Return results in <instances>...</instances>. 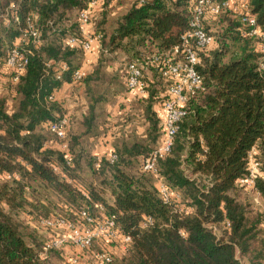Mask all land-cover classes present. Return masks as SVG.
I'll use <instances>...</instances> for the list:
<instances>
[{"label":"trees","instance_id":"1","mask_svg":"<svg viewBox=\"0 0 264 264\" xmlns=\"http://www.w3.org/2000/svg\"><path fill=\"white\" fill-rule=\"evenodd\" d=\"M88 2L0 0V71L12 49L30 52L26 72L17 83L11 77L16 100L11 112L6 98H0V264L64 263L61 250H49L40 258L48 240L39 234L40 229L46 231L39 226L40 220L55 214L74 220L81 209L101 217L98 207L114 217L120 231L132 240L127 252L112 256L109 264H264V213L242 199L245 192L254 201L258 197V203L264 202V69L260 70L261 54L250 44L256 39L245 36L240 15L227 10L204 22L216 44L199 52L197 69L204 89L189 99L171 152L157 163L156 177L142 169L141 174H132L123 166L129 160L148 157L160 143L161 119L153 108L165 99L169 83L160 65L151 63L158 53L179 45L190 30V0H150L142 5L134 0L118 19L108 44L103 32L95 33L103 52H132L129 63L143 65L146 84L147 97L138 101L147 123L146 140L131 146L123 141L122 149L112 152L117 156L113 164L108 156L97 161L91 149L78 148V157L72 153V141L79 147L81 139L99 136L96 110L109 100L93 95L98 87L95 70L77 82L83 85L88 100L78 122L67 116L61 103L49 100L63 84L73 83V75L80 69L83 51L69 45L68 39H82L77 16ZM11 3L15 5L9 13L11 24L5 27L2 16ZM248 7L264 31V0H248ZM224 16L228 25L212 34L208 25L223 22ZM28 18L40 32V44L26 34ZM235 46L239 49L233 50ZM139 47L148 53L139 52ZM62 64L66 70L61 69ZM125 88L128 90L126 84ZM65 116L69 119L70 165L64 152L50 146L48 139L49 134L57 141L49 125ZM253 148L262 172L255 192L236 183L247 173V157ZM80 158L86 160L96 180L99 174L105 178L98 184H80L84 169ZM5 175L11 179H4ZM157 179L180 199L165 203ZM39 189L51 190L60 203L48 195L40 198ZM107 191L110 200L105 197ZM179 206L192 211L175 213ZM146 217L153 224L141 229ZM101 249L108 247L101 245Z\"/></svg>","mask_w":264,"mask_h":264},{"label":"built area","instance_id":"2","mask_svg":"<svg viewBox=\"0 0 264 264\" xmlns=\"http://www.w3.org/2000/svg\"><path fill=\"white\" fill-rule=\"evenodd\" d=\"M150 0H138L142 5ZM243 1V6L238 2ZM102 0H89L87 7L80 11L77 16L82 39L70 38L69 45L79 46L83 52L92 51V40L85 38L84 29L92 26V19L96 7ZM15 7L12 4L3 15L4 21L10 23L9 13ZM243 7V8H241ZM231 10L240 15V21L246 27L245 36L254 38L257 41V50L261 54L260 70L264 69V31L257 23L255 16L250 14L248 0H190V12L192 15L190 30L181 37L179 45L170 50L158 53L152 59V64L160 65L162 76L168 81V88L165 92V99L161 103L163 111L162 119V137L159 145L143 159L142 171L154 176L157 175V163L161 158L167 156L173 147L174 138L179 130V123L186 115V108L189 99L197 95L203 88V80L198 72L201 64L199 52L208 50L212 47L214 41L204 29V22L208 17H217L221 12ZM12 15V14H11ZM13 20L19 22V18L13 15ZM26 34L30 36L36 44H40V32L34 21L27 19ZM93 39L99 43L100 36L93 34ZM29 51H21L14 48L9 53L4 68L12 72V81L17 83L20 77L26 72L28 65ZM62 70L67 66L62 64ZM143 65L138 63H129L126 66L125 84L128 90H139L144 92L146 84L143 80ZM86 77L82 70L75 71L73 75L74 82H80ZM54 100V96L49 98ZM69 126L68 117L60 118L49 125V131L58 141L60 150L64 152L67 164H71L72 154L69 151L66 141L67 130ZM97 161L100 158H96ZM111 164L115 163L117 156L111 153L108 156ZM262 176L261 163L257 158V152L253 148L247 157V173L237 180V185L246 190L255 192L256 180ZM4 179H11V176L5 175ZM157 190L162 200L171 204L172 200H179L180 196L173 193L168 186L157 179ZM86 196V195H85ZM88 199L89 197L86 196ZM258 203V197L255 198ZM101 217L92 216L87 210L81 209L74 220H67L59 214L51 215L48 218H42L39 226L53 235L44 244V253L40 255L43 258L49 250H62L66 244H70L78 252H88L97 243L100 245H118L122 253H126L130 244V236L123 234L114 217L107 216L103 207H98ZM190 207L179 206L175 213H190ZM153 224L151 218H144L140 224L141 229H146ZM109 244V245H108ZM92 257L96 264H109L113 257L109 250L101 249L95 252ZM69 264H80L78 256H71Z\"/></svg>","mask_w":264,"mask_h":264},{"label":"rangeland","instance_id":"3","mask_svg":"<svg viewBox=\"0 0 264 264\" xmlns=\"http://www.w3.org/2000/svg\"><path fill=\"white\" fill-rule=\"evenodd\" d=\"M134 0H102V2L99 5V9L94 12V16L92 19V32L96 33L97 31L103 32V34L106 36V44H108V38L110 37L112 31L115 29L117 21L121 16H123L126 11L131 6V3ZM7 9V8H6ZM5 14V12H4ZM3 14V15H4ZM10 18V16H9ZM228 17L224 16V21L222 22H214L211 23L209 26L210 31L212 34L216 35L220 33V27L223 25L226 27L228 25ZM74 20V19H73ZM3 26L8 27L11 24L5 22L2 18ZM257 41H252L251 47L254 48L257 47ZM214 45H216L214 43ZM213 45V46H214ZM212 46V47H213ZM211 47V48H212ZM239 46H235L233 50H238ZM107 50L108 46H107ZM139 52L146 51L148 53V50H144L143 47L138 48ZM82 53V52H81ZM132 52H122L120 50H116L115 52L102 51V44L99 43V51H98V60L95 66V74L96 78L98 79V87L94 88V96L95 98L103 97V98H109L107 102L104 104H100L96 110V114L98 113L99 116V122L98 125L100 126V129H98L96 132L99 133V139L101 140V143L105 142L106 139L112 140V150L111 152L115 151L117 153V147L122 149V142L124 141L128 146H131L133 142H145V138H143L144 131H145V124L144 121L140 118L143 112L139 103H123L120 105H117V108L119 109L117 115L108 116V111L105 109L106 105L116 96H122L126 93L125 88V71L126 66L128 65L129 61H131ZM81 66V59L78 62ZM98 70V72H97ZM94 72V71H93ZM97 72V74H96ZM12 73L9 72L4 67L0 71V98L4 97L7 100V111L11 112L16 104V100L14 99L13 95V89H15V84L11 81ZM81 87V86H80ZM83 87V86H82ZM117 92V93H116ZM114 93L115 96H114ZM145 93V92H144ZM85 98V96H84ZM142 99V98H141ZM140 99V100H141ZM137 100V99H136ZM77 101V100H75ZM88 102V100L85 98V102ZM138 101V100H137ZM86 102V104H87ZM77 103V102H75ZM73 105V104H72ZM69 110V109H68ZM65 110L66 113L69 111ZM86 111V110H85ZM84 111V112H85ZM141 115V116H140ZM68 117H71V115H68ZM80 116V113H79ZM109 117V119H108ZM108 121H105L106 119ZM105 122V123H104ZM126 129V130H125ZM124 135V136H123ZM113 138V139H112ZM48 139H50L49 145L54 146V148H60L57 141H55L49 134ZM72 145L74 146L72 148V153L74 154L73 157L79 155V149L78 148H84L85 150H90L92 147L97 145L99 143L97 138L89 139V138H83L81 139L80 146H78L77 142L72 141ZM109 144V142H106ZM92 152V151H91ZM78 154V155H77ZM92 154V153H91ZM102 158V157H101ZM81 159V158H80ZM86 160L81 159V166H83V171H81V178L83 180H78L80 184L87 186L88 183H99L101 178L104 177L103 174H99L98 180L92 175L89 168L86 166ZM143 158L139 157L137 159L129 160V163L126 166H123V168L132 174H141V167H142ZM103 173V172H102ZM109 175H107L108 177ZM105 178V177H104ZM151 178V177H150ZM153 183H155V180H151ZM44 195H48L49 198L52 199L55 203H60V198L51 190H40L39 189V197L43 199ZM105 197L107 200H110V193L107 191L105 193ZM242 199L245 201L250 202V205L256 210H259L260 212L264 213V202H255L249 193H243ZM264 229V222L262 225ZM39 234L41 236L45 237V239H50L52 237V233L49 231H43L42 229L39 230ZM109 245V244H108ZM101 250V247L99 244H95L94 247L88 251V252H78L76 251L70 244H66L65 247L61 250V254L63 256L64 263L59 261H53V264H67L68 260L71 258V256H78L81 264H96L94 258L92 255L95 252H99ZM108 250H111L112 256H122V252L119 249V246L109 245Z\"/></svg>","mask_w":264,"mask_h":264},{"label":"crops","instance_id":"4","mask_svg":"<svg viewBox=\"0 0 264 264\" xmlns=\"http://www.w3.org/2000/svg\"><path fill=\"white\" fill-rule=\"evenodd\" d=\"M12 4H14V3H11L9 5V7ZM238 4H239V6H243V1L238 2ZM241 8H243V7H241ZM7 9H6V11H7ZM98 9H99V6L96 7L95 11H97ZM2 18L4 19L3 16H2ZM84 33H85V38L92 40L93 48H92L91 52H86V53L82 52L80 70H82L86 75H90L93 73L95 66H96V63H97V60H98L97 56H98V51H99V43L93 39L94 32H92L91 26L85 28ZM82 86L83 85L81 83H77V82L65 83L54 94V100L61 103L65 110L69 109L68 110L69 112L67 114L71 115V117L73 119L74 118L77 119V122H78L81 114L84 113V111L87 109V104H86L85 98H84V96H85L84 95V87H82ZM145 97H147V93H144L142 91L127 90L124 95L116 96L112 100H110V102L106 105L105 109L108 111L109 117L112 115H117L118 111L120 109V108L119 109L117 108V105L122 104V102L123 103H125V102L130 103V104H133V103L137 104V102L141 98H145ZM75 100H77V101H75ZM75 102H77V103H75ZM153 110H154V112H156L158 117L161 119V127H162L163 111L161 109V103L155 104ZM79 113H80V116H79ZM142 114L143 113H141V115ZM109 117H108V119H109ZM140 118L142 119V121H144V124H145V131H144V135H143V137H144L145 132H146V128H147V123H146L143 115ZM108 119H106L105 121H108ZM97 139H98L99 143L91 148L92 155L95 156L96 158L109 156L112 153L111 152L112 140L106 139L105 142L101 143V140H100L101 138L99 139V137H97ZM106 142H109V144ZM79 262H80V260H79ZM80 264H81V262H80Z\"/></svg>","mask_w":264,"mask_h":264}]
</instances>
